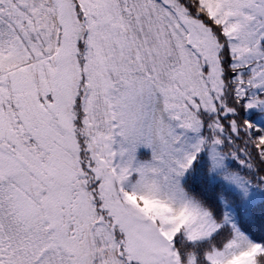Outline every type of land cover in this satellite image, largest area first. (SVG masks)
Returning <instances> with one entry per match:
<instances>
[{
  "label": "snow or ice",
  "instance_id": "obj_1",
  "mask_svg": "<svg viewBox=\"0 0 264 264\" xmlns=\"http://www.w3.org/2000/svg\"><path fill=\"white\" fill-rule=\"evenodd\" d=\"M0 264H264V0H0Z\"/></svg>",
  "mask_w": 264,
  "mask_h": 264
}]
</instances>
